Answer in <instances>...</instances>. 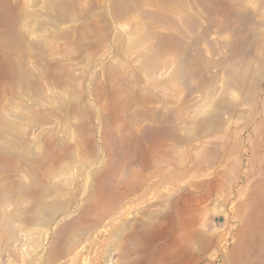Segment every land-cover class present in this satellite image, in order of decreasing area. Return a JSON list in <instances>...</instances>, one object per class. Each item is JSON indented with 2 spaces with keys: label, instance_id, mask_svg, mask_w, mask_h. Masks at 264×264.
<instances>
[{
  "label": "rangeland",
  "instance_id": "1",
  "mask_svg": "<svg viewBox=\"0 0 264 264\" xmlns=\"http://www.w3.org/2000/svg\"><path fill=\"white\" fill-rule=\"evenodd\" d=\"M0 264H264V0H0Z\"/></svg>",
  "mask_w": 264,
  "mask_h": 264
}]
</instances>
